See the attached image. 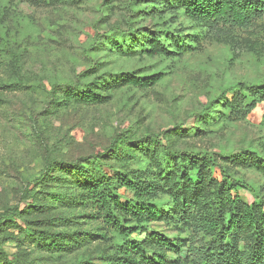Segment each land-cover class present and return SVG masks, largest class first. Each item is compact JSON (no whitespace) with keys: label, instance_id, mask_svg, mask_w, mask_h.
<instances>
[{"label":"rangeland","instance_id":"obj_1","mask_svg":"<svg viewBox=\"0 0 264 264\" xmlns=\"http://www.w3.org/2000/svg\"><path fill=\"white\" fill-rule=\"evenodd\" d=\"M124 33L133 35L125 44ZM148 41L165 49L147 53ZM127 72L160 79L149 87L119 84ZM239 83L264 85V17L240 28L189 16L173 0H0V264H112L119 257L123 235L88 198L90 174L71 175L51 160L87 166L110 147L105 157L116 172L156 187L160 216L149 230L183 247L189 229L170 212L173 166L166 167L164 149L225 156L233 177L264 200V170L245 162L264 169V99L247 116L227 108L232 94L222 93ZM78 87L109 100L65 96ZM90 170L91 181L99 175ZM239 193L255 199L245 188ZM123 216L111 214L120 224ZM167 255L171 264H196L183 253Z\"/></svg>","mask_w":264,"mask_h":264},{"label":"trees","instance_id":"obj_2","mask_svg":"<svg viewBox=\"0 0 264 264\" xmlns=\"http://www.w3.org/2000/svg\"><path fill=\"white\" fill-rule=\"evenodd\" d=\"M174 1L187 15L208 23L246 28L254 20L264 17V0ZM124 35L123 44L133 38V35ZM149 44L150 41L149 48H145L147 53L165 49L160 41L153 42L150 46ZM121 46L122 44L118 45ZM159 79L160 75L140 77L127 72L120 75L119 84L149 87ZM237 87L236 91L229 87L222 93V96L228 92L232 94L225 106L247 116L264 99V85L239 83ZM53 89L52 86V92ZM68 90L70 91H65L66 97L83 104H102L109 100V95L91 88ZM242 90H247V93ZM149 142L153 146L159 143L153 137H150ZM110 150L108 147L87 159V166L74 162L65 165L54 160L48 164L52 167L59 166V169L67 170L75 176L83 175L84 172L90 174L88 198L92 199L102 216L124 238L118 248L119 257L112 264H171L168 253L192 256L196 264H264V200L245 181L233 177L225 167V156L201 151L164 149L165 155L171 157L166 167L173 166L172 171L166 173L173 180V185L167 189L173 206L170 212L189 229L188 246L183 247L174 243L172 238L149 230L147 223L160 216L159 206L155 202L156 187L143 179L135 181L125 173L116 172L114 165L107 162L105 157ZM248 160L245 162L249 165L264 170L256 160ZM91 167L97 169L96 174L99 176L90 181L94 177ZM114 173L119 176L117 181L110 178V174ZM45 176L46 171L40 173L36 182ZM120 188L131 191L133 197H124L118 192ZM240 188L250 190L255 199L251 202L244 201L239 193ZM114 212L124 213L120 220L125 224L111 218ZM130 221L134 225L127 226ZM133 234H144V237L141 240L135 239L131 237ZM154 248H157V253L149 255Z\"/></svg>","mask_w":264,"mask_h":264}]
</instances>
